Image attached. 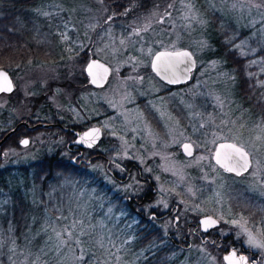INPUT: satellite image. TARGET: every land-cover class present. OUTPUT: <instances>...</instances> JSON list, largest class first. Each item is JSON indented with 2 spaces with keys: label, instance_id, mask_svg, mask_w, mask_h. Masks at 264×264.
<instances>
[{
  "label": "rangeland",
  "instance_id": "1",
  "mask_svg": "<svg viewBox=\"0 0 264 264\" xmlns=\"http://www.w3.org/2000/svg\"><path fill=\"white\" fill-rule=\"evenodd\" d=\"M203 1L215 12L252 29L259 36L260 44L264 45V15L261 14L264 8L253 6L261 0ZM129 8L133 11L137 7ZM44 11L56 19L63 56L51 67L52 70L36 65L10 75L16 87L12 96H24L26 100L22 107L19 106L20 101L16 102L17 106L10 110V117L16 120L26 114L42 119L45 116L42 107L34 112L33 109L35 100L43 94L46 95L47 107L54 111L58 108L61 117L67 118L72 111L81 118L80 112L71 106L75 93L70 91L67 94V88H54L53 94H48L55 75H68L72 71L81 74V69L73 63L75 57L93 47V59L106 65L111 74L104 88L97 92L88 91L81 98L87 102L88 119H92L89 114L94 117H101L104 113L109 115L108 119L103 118L106 114L102 118L107 129V148L114 152L112 164L118 166V159H123L134 160L147 168L150 166L154 170L151 174L155 185L162 192L189 206H194L199 200L201 211L214 213L226 232H232L246 249L250 248L264 258V248L248 243L249 235L264 243V217L256 222L234 211L242 207L248 209L244 189L264 201V122L256 121L238 99L234 71L224 69L216 59L205 58L209 51L204 32L207 24L193 0H168L163 5L156 4L145 14H133L125 23L108 21L109 10L104 0H53L45 5ZM182 49L192 53L198 70L195 74V70L192 72L191 82L179 85L165 96L147 67L150 68L156 51ZM67 81V76L62 77L60 83ZM142 98L144 102H140ZM7 104L9 101L0 97L1 117L9 108ZM145 110L151 111V116L155 114L161 121L162 132L164 130L168 134L166 139L159 133H153L158 128L156 126L154 130L153 125L148 127L150 133H145L146 136L139 134L147 128V119L153 121ZM10 122L12 120L0 122V137ZM118 130L122 131L121 136H117ZM125 133L133 136L127 138ZM47 135L34 133L25 148L16 149L11 144L4 147L0 170L39 161L43 155L56 151L60 143L48 139ZM163 140L169 143L167 146L179 148L177 156L167 152ZM184 142L193 146L190 157L181 154L180 147ZM219 142L236 145L250 156L251 170L241 180L218 175L211 168L209 171L203 169L205 158ZM148 162L149 166L144 165ZM201 179H204L203 184H200ZM10 180L12 187L22 185L19 177L12 176ZM106 182L114 185L109 178ZM132 185L130 182L122 189L125 193L133 192ZM73 191L66 219L46 216L39 232L46 236L50 260L36 259L30 264H136L146 252L162 246L151 241L135 251V240L141 239L133 236L137 219L126 220L129 213L122 209L121 202L101 198L96 194L98 189L91 186L74 187ZM74 221L82 223L73 227ZM113 229L116 231L109 238ZM0 243H3L1 238ZM219 257H212L205 249L196 247L188 252L176 251L172 260L176 264H223Z\"/></svg>",
  "mask_w": 264,
  "mask_h": 264
},
{
  "label": "trees",
  "instance_id": "2",
  "mask_svg": "<svg viewBox=\"0 0 264 264\" xmlns=\"http://www.w3.org/2000/svg\"><path fill=\"white\" fill-rule=\"evenodd\" d=\"M52 1L0 0V69L9 75L17 74L26 68L31 69L36 65L41 68L46 66L52 70L51 67L61 60L63 54L56 19L44 11L45 5ZM104 2L109 10L108 21L125 23L133 14H145L152 6L163 5L168 0H104ZM193 2L207 24L204 32L209 51L205 58L216 59L223 64L224 69L234 71L235 93L238 99L256 121L263 123L264 45L260 44L259 36L252 29L240 26L230 17L215 12L207 2L203 0ZM135 5L137 8L132 11L129 7L134 8ZM92 49L90 46L80 52L73 62L81 69L85 80L87 78L84 75V67L90 58L93 59ZM197 70L198 68L194 74ZM147 71L151 72L150 68L147 67ZM66 76L68 75L62 73V77ZM156 80L162 88L161 94L165 96L174 88L180 87L168 86L157 78ZM65 88L67 94L75 91L71 84H66ZM39 106L45 115L39 119L40 122L54 123L57 116L53 109L47 107L45 97L40 96L35 100L34 108L38 109ZM27 120L36 122L32 116H28ZM36 131L51 133L40 128ZM10 140L12 147L18 149L15 138L12 137ZM67 142L57 145V148L59 147L57 155L56 152L45 154L39 161L0 170V199L3 201H0V238L3 242L0 243V264H30L36 259L49 261L51 253L47 251L46 236L39 234L46 216L51 219L53 217L64 219L72 202L71 195L73 192L76 193L73 191L74 187L76 189L97 187L98 182L94 179L96 175L77 171L70 165L65 156L67 151L64 149ZM12 176L19 177L22 185L10 186ZM113 230L109 238L116 231ZM151 241L147 237L136 239L133 249L141 250ZM175 252L176 249L172 247H167L166 250L155 249L146 252L136 264H176L172 260ZM219 259L222 260L221 257Z\"/></svg>",
  "mask_w": 264,
  "mask_h": 264
},
{
  "label": "flooded vegetation",
  "instance_id": "3",
  "mask_svg": "<svg viewBox=\"0 0 264 264\" xmlns=\"http://www.w3.org/2000/svg\"><path fill=\"white\" fill-rule=\"evenodd\" d=\"M67 77L68 81L66 83H60L62 75H55L52 82L50 83L52 87L48 95L53 94L54 88H65L66 84L73 85L75 91L72 93H75V95L71 106L80 112L82 117L77 118L75 112L73 114L72 111L71 115L67 114V118L60 117L59 110L57 108V110L54 111L56 113L55 115L57 116L54 123L40 122L39 118H35L36 122L32 123L27 120L28 115L25 113V116L18 117L16 120H13V118L10 117V110L17 106L16 102L20 101L19 106L21 107L24 106L22 103L24 101L26 102L24 96H18L17 98L12 96L16 87L14 85L13 79L10 76L13 83V91L10 94H0V97H4L9 101V105L7 104L9 108L5 110L6 114L3 117L0 115V122L4 123L6 121L8 122L9 120H12V122H10L7 129L5 128V131L2 130V132L4 131V134L0 137V141L9 132H14L0 145V159L2 154L1 150L4 144L7 143L6 145L10 146L9 144H12V141L10 140L12 137L15 138L18 145L23 139H28L30 143V137L33 136L34 133L40 134L36 131L37 129L40 128L42 130H49L51 131L49 134L50 137L48 136L50 140L56 141L57 143H64V141H68L65 143L64 149L67 151L66 156L68 157V161L72 167L76 168L77 171L87 172L97 176L94 178L95 181L97 180L98 182L96 187L98 191L96 194H98L101 198L104 197L105 199H110L111 202H114L115 200L118 201V203L121 202L123 206L122 209L129 213V216L126 220H133V218L137 219L135 231L133 232V236L135 238L147 237L148 239H151L152 242L156 241V244L162 245L156 250H166L167 247H172L176 249V251L188 252L194 250L196 247H200L205 249L207 254L212 257H217L219 254H221V259L224 255L233 251L237 256H245L249 264H264V258H262L261 254H258L250 248L246 249L240 240L235 239L232 232H226V229L220 221V218L215 216L214 213L211 214L209 210L201 211V204H198L199 200L196 201L194 206H189L181 200L178 201L169 193L162 192L161 189L155 185L151 174L154 172V170L149 168V162L144 164L149 166L147 168V166L140 165L134 160L124 161L122 159L120 161L118 159V166H114L115 164H112L113 162L111 159L113 158L114 152L109 151L107 148V129L103 125V118L108 119L109 115L104 113L100 115L101 117H94L93 115L89 114V117H92V119H88L86 114V110H88L86 107L87 102H84L81 98V96H85L88 91L97 92L102 88H94L89 85L88 78L86 77L87 79L85 80V77H83L79 72L72 71ZM108 82L109 79L107 83ZM41 96L43 98L46 97V95L43 94ZM140 102H144V99L142 98ZM82 106L84 108H82ZM34 110L38 111V109L34 108L33 112ZM145 112L148 117L153 118V121L147 119V128L144 131H141L139 134L146 136L145 133H150L148 132V127L153 125L154 130L156 126L158 127L153 133H159V135H162L163 138L166 139L168 134L166 131L164 132V130L162 132L161 121L155 114L151 116V111L145 110ZM103 115L105 116L103 117ZM42 125H50L51 127L44 128ZM92 128H98L101 131V138L94 147L87 148L73 144V142L76 140V133H83ZM116 133L117 136H121L122 131L118 130ZM128 136L133 135L125 133V137L128 138ZM163 142L165 148L169 143H167L166 140H163ZM221 143L223 142L217 143L215 150L210 153V156L205 158L206 161L203 162L205 165L203 169L209 171V168H211L217 172L218 175L230 176L236 180H241L251 170L252 161L250 156L248 155L251 167L245 173H241V175L229 173L220 168L214 162L215 151L217 146ZM184 144L189 143L184 142L180 147L181 154L183 156H185L182 151V146ZM189 145L192 147L193 152V146L191 144ZM166 150L167 152H171L173 156H177V151L179 148L177 150V147L175 146L173 148L171 146H167ZM54 152H56L57 155V153H59V148H57L56 151H53V153ZM106 178H109L114 183V185H109L108 182H106ZM163 178L164 177H162V179ZM203 181L204 179H201L200 184H203ZM130 182L133 183V192L125 193L122 187L123 185L129 184ZM118 186L119 189L117 188ZM244 190V193H246L244 195L245 203L248 209L242 207L234 211L240 213L243 218L247 217V219L257 222L258 218L264 217V201L258 200L257 194H252L246 189ZM112 204L113 203H111V206ZM203 218H211L217 221L218 225L212 229L207 228V226L205 228V226L203 227L200 224V220Z\"/></svg>",
  "mask_w": 264,
  "mask_h": 264
},
{
  "label": "water",
  "instance_id": "4",
  "mask_svg": "<svg viewBox=\"0 0 264 264\" xmlns=\"http://www.w3.org/2000/svg\"><path fill=\"white\" fill-rule=\"evenodd\" d=\"M187 53V55H184ZM159 57V59H157ZM196 68V61L192 53L187 49H182L178 51H158L156 52L150 62V69L153 75L163 84L168 86H179L186 84L190 81L192 72ZM0 73H4L7 75V80L11 83V91L10 92H0L5 94H10L13 91V83L9 76V74L0 69ZM84 73L86 77L88 78L89 85H91L94 88H103L111 74V70L101 62L95 59H90L87 64L84 67ZM3 81V77L0 76V82ZM44 128H50V125H42ZM94 130H98L95 135L94 139L89 138V134L93 133ZM14 131L9 132L5 135V137L0 141V145L7 139L8 136H10ZM101 138V131L98 128H92L86 132L83 133H76V140L73 142V144L80 145L83 147L91 148L94 147L98 141ZM28 141L27 144L22 143V141ZM29 144L28 139H23L20 141L19 145L22 148L27 147ZM91 145V146H89ZM184 144L182 146L183 154L190 157L192 155V147L185 148ZM236 148L241 149L240 147L230 144V143H221L217 146V149L215 151L214 155V162L223 170L226 171L225 168L221 167L220 164L217 163V154H220V160L221 163H224L223 157L227 153L233 152ZM243 152H245L243 149H241ZM189 152H191V155H189ZM246 153V152H245ZM247 160H248V169L251 167V163L249 160V156L247 154ZM241 173H245L246 171L240 170ZM234 173V172H233ZM235 174V173H234ZM201 226H207V228L212 229L218 225L217 221L211 219V218H203L200 220ZM240 257H244L245 260L240 262V264H249L248 260L245 256H237L235 252H231L229 254H226L222 257L223 264H237V262L240 260Z\"/></svg>",
  "mask_w": 264,
  "mask_h": 264
},
{
  "label": "snow or ice",
  "instance_id": "5",
  "mask_svg": "<svg viewBox=\"0 0 264 264\" xmlns=\"http://www.w3.org/2000/svg\"><path fill=\"white\" fill-rule=\"evenodd\" d=\"M256 8H264V0H261L260 3H255L253 5ZM262 15H264V13H261ZM193 19H195V17H193ZM184 55H187V53H185ZM157 59H159V57H157ZM0 76L3 77V81L0 82V92H10L11 89V83L7 80V75L4 73H0ZM98 130H94L93 133L89 134V138L90 139H94V135ZM22 143L27 144L28 141H22ZM91 146V145H89ZM189 145H185V148H189ZM189 155H191V152H189ZM224 163H221L220 160V154H217V163L221 165V167L225 168L227 172L229 173H235L236 175H241V171H247L248 170V160H247V153L243 152L241 149L236 148L233 152L231 153H227L224 155L223 157ZM66 219V218H65ZM77 223H82L81 221H74L73 222V227L76 226ZM45 231H47V229H44ZM59 235V234H57ZM248 243L252 246L255 247H261L264 248V243H259L257 242L251 235H249V239H248ZM78 259H83V257H78ZM245 258L244 257H240V260L237 262V264H240V262L244 261Z\"/></svg>",
  "mask_w": 264,
  "mask_h": 264
}]
</instances>
